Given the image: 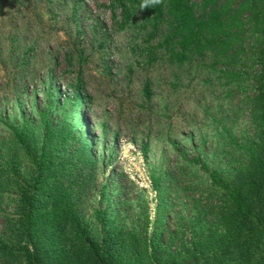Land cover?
Returning a JSON list of instances; mask_svg holds the SVG:
<instances>
[{
  "label": "rangeland",
  "instance_id": "obj_1",
  "mask_svg": "<svg viewBox=\"0 0 264 264\" xmlns=\"http://www.w3.org/2000/svg\"><path fill=\"white\" fill-rule=\"evenodd\" d=\"M139 16L121 27L108 0H0V139L8 140L7 124L68 122L94 157L75 208L84 236L105 242L120 264L196 263L220 245L207 170L227 175L244 161L257 131L252 93L209 69L207 58L170 64ZM4 155L15 178H29L22 154ZM259 195L262 213L264 187ZM18 204L4 190L0 222L17 216ZM230 250L219 257L237 264Z\"/></svg>",
  "mask_w": 264,
  "mask_h": 264
},
{
  "label": "trees",
  "instance_id": "obj_2",
  "mask_svg": "<svg viewBox=\"0 0 264 264\" xmlns=\"http://www.w3.org/2000/svg\"><path fill=\"white\" fill-rule=\"evenodd\" d=\"M108 1L121 27L140 13L146 40L159 34L156 45L170 64L207 58L209 69L219 71L226 82L246 84L252 93L247 99L257 131L243 145L244 161L227 175L207 170L217 188L208 197L214 203L207 212L215 215L210 227L219 231L220 245L212 257L178 264H225L219 254L231 247L239 253L237 264H264V211L254 208L263 201L259 194L264 187V0ZM144 90L148 95V82ZM7 126L8 140L0 139V194L14 192L19 204L17 216L6 214L0 222V264H120L105 242L84 236L75 216L93 179L89 138L75 134L66 121L51 126L42 118L21 128ZM3 145L4 154L16 149L31 166L28 179L14 177ZM153 181L157 186L158 178Z\"/></svg>",
  "mask_w": 264,
  "mask_h": 264
}]
</instances>
